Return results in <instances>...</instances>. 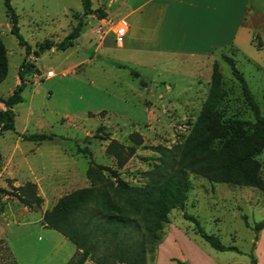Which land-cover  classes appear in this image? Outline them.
<instances>
[{
    "label": "rangeland",
    "instance_id": "1",
    "mask_svg": "<svg viewBox=\"0 0 264 264\" xmlns=\"http://www.w3.org/2000/svg\"><path fill=\"white\" fill-rule=\"evenodd\" d=\"M10 1L29 51L10 30V17L0 0V37L8 54V72L0 83V95L12 92L17 78L20 81L18 69L25 62L23 100L14 105L15 128L0 135V150L7 154L15 143L22 149L37 148L27 156L37 172L40 164L51 169L53 159L56 164L65 160V165L85 170L88 154L80 149L86 146L97 162L116 168L129 183H144L146 171L157 161L158 152L151 145L171 146L189 132L209 90L214 61L222 73L224 114L253 120L254 114L245 103L239 80L232 74L224 53L234 57L264 115V45L258 35H254L253 45L245 53L229 46L216 49L206 59L157 57L155 64H143L144 56L117 50L113 29L96 14L85 13L82 0ZM105 1L91 0V5L104 11ZM79 19L82 26L74 43L65 48L55 46ZM108 39L112 48L102 52L101 44ZM140 42L134 40L129 47H138ZM41 43L54 45L40 48ZM110 59L123 60L139 74H132L129 67L117 66ZM48 69L56 75L45 77ZM132 130L142 134L143 143L118 166L105 146L110 137L130 143ZM22 132H46L52 137L39 141V147L35 140L19 135ZM256 157L264 176V148ZM28 174L25 167L20 176ZM189 177L191 185L184 204L168 212L159 239L148 246L146 264H258L256 242L264 226L255 230L253 224L264 219V193L254 186L215 182L195 172ZM80 184L67 183L56 191V196ZM15 190L13 187L4 191L13 194ZM46 200L49 204L53 201L50 197ZM42 202L41 208L47 206L43 197ZM32 208L36 210L16 212L18 223L4 224L0 264H66L75 245L56 229L43 225L41 208ZM184 212L194 214L202 229L242 252L210 245ZM10 215L8 212L7 217ZM104 245L101 241L95 254H102ZM79 253L68 264H77ZM252 258L256 263L251 262ZM83 264H95L94 257H88Z\"/></svg>",
    "mask_w": 264,
    "mask_h": 264
},
{
    "label": "trees",
    "instance_id": "2",
    "mask_svg": "<svg viewBox=\"0 0 264 264\" xmlns=\"http://www.w3.org/2000/svg\"><path fill=\"white\" fill-rule=\"evenodd\" d=\"M10 17V30L20 44H27L17 23L18 14L10 0H3ZM85 13L104 17L100 7H92L91 0H82ZM82 20L55 46L65 48L74 43L80 34ZM260 44V43H258ZM54 43H41L40 48L51 47ZM29 51V46L26 45ZM232 74L239 80L245 103L252 110L254 119H244L223 112L224 97L222 73L217 61L212 66L210 87L189 132L171 146L157 143L151 147L158 152L157 161L146 171L147 179L142 184H131L122 178L116 168L97 162L91 150L84 146L80 150L88 154L86 177L89 184L76 187L60 195L56 202L43 211L42 223L59 231L76 247L66 264L80 252L77 264H83L88 257H94L95 264H146V252L159 239L168 212L175 206H182L187 197L191 181L189 173L195 172L215 182H230L259 188L264 193V176L261 163L256 155L264 148V115L251 88L234 57L224 53ZM110 62L121 67H129L130 72H139L119 60ZM18 69L20 81L7 96L0 100L5 108H0V135L15 128L14 105L23 100L25 86L23 67ZM8 72L7 48L0 37V82ZM26 139L41 141L52 137L51 133H21ZM108 137V136H107ZM130 143L110 137L105 151L116 158L122 166L143 143L138 130L129 133ZM0 152V160H1ZM13 194L29 207L39 206L42 197L35 182L26 181L15 186ZM196 224L199 234L213 247L220 250H242L234 244H225L214 234L201 228L197 217L184 212ZM247 224L246 215L243 214ZM264 226V219L253 224L255 230ZM3 238L0 237V243ZM101 241L105 243L102 254H95ZM183 264V261H179ZM252 263H256L252 258Z\"/></svg>",
    "mask_w": 264,
    "mask_h": 264
},
{
    "label": "crops",
    "instance_id": "3",
    "mask_svg": "<svg viewBox=\"0 0 264 264\" xmlns=\"http://www.w3.org/2000/svg\"><path fill=\"white\" fill-rule=\"evenodd\" d=\"M103 6L105 16L101 19L107 21L109 29H114L115 24L121 21L127 24V31L121 43L115 41L113 32V40L121 49L117 50L123 54L132 51L144 56L143 64H155L157 57L168 59L174 56H188L206 59L216 49L229 46L245 53L252 47L254 35H258L264 45V0H106ZM133 39L141 41L138 47H129ZM111 43L109 39L103 42L102 52L108 53L112 48ZM55 75L56 72L45 77ZM0 108H5L1 100ZM36 143L40 147L42 142ZM36 149H22L15 143L7 154L0 150V190H3L0 191V237L4 240V224L18 223L17 211L22 213L36 210L21 202L14 194L5 192V189H12L26 181L35 182L38 194L44 198L47 205L41 208L42 202L37 206V209L41 208L42 220L43 211L65 193L56 196V191L64 188L61 186L67 183L69 186L77 181L81 182L78 187L88 185L86 168L81 170L77 166L65 165V160L62 164H56L53 159L51 169L47 170L44 169L45 165L40 164L37 172L27 157L29 152ZM25 167L29 174L21 177L20 173ZM47 197L53 199L50 204L46 200ZM8 212H11V218L7 217ZM256 244L258 264H264V229ZM75 250L76 248L72 247L69 257ZM15 251L13 248L14 253Z\"/></svg>",
    "mask_w": 264,
    "mask_h": 264
},
{
    "label": "built area",
    "instance_id": "4",
    "mask_svg": "<svg viewBox=\"0 0 264 264\" xmlns=\"http://www.w3.org/2000/svg\"><path fill=\"white\" fill-rule=\"evenodd\" d=\"M127 31V24L124 21L118 22L115 24V28L113 29L114 32V38L116 42L121 43L124 40V35ZM53 69H48L46 71V76H52L54 75Z\"/></svg>",
    "mask_w": 264,
    "mask_h": 264
}]
</instances>
